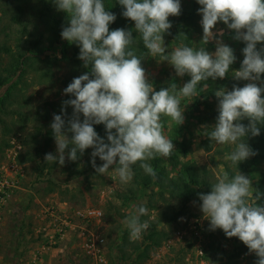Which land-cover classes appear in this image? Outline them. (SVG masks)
<instances>
[{"label": "clouds", "instance_id": "1", "mask_svg": "<svg viewBox=\"0 0 264 264\" xmlns=\"http://www.w3.org/2000/svg\"><path fill=\"white\" fill-rule=\"evenodd\" d=\"M117 2L123 9L122 16L134 22L150 56H161L177 76L187 74L190 80L182 87L171 83L156 91L142 59L131 47L135 41L132 32L123 28L110 31L116 16L106 10L104 0H53L57 11L67 18L62 39L79 47L78 59L89 71L64 89V95L73 98L62 102L61 114L53 115L50 128L56 153L45 154V162L64 165L66 158L75 162L77 153L82 156L85 150L93 149L91 165L97 174L112 168L120 183L127 184L134 177L133 166L139 162L145 174L155 179L156 171L148 161L157 156L169 157L175 151L164 133L162 117L183 124L182 98L196 96L198 85L200 92L207 90L209 78H225L236 61L234 50L217 38L223 36V30L219 34L213 31L218 22L235 33L233 39L246 45L240 68L232 76L247 83L243 87L234 85L230 91H215L218 116L214 126H202L204 134L218 145L233 146L224 157L232 165L257 155L245 137L259 136V126L264 125V47L257 49L258 44H264V0H196L202 17L201 42L206 46L215 41V52L207 51L205 46L184 44L168 52L163 37L172 27L169 17L181 14L180 0ZM68 107L73 109L70 117ZM245 119L247 125L241 123ZM94 125H104L106 140L97 134ZM97 157L103 162L100 166ZM260 198L252 180L239 171L231 176L227 172L219 175L210 192L199 194L200 211L209 221V230L219 229L228 238H238L249 254L257 257L254 264H264V205L258 203ZM147 213V207L140 204L125 219L131 240L140 239L149 227L147 221H141Z\"/></svg>", "mask_w": 264, "mask_h": 264}, {"label": "rangeland", "instance_id": "2", "mask_svg": "<svg viewBox=\"0 0 264 264\" xmlns=\"http://www.w3.org/2000/svg\"><path fill=\"white\" fill-rule=\"evenodd\" d=\"M180 2L181 14L170 16L169 19H178L185 15L193 18L195 26L198 27L197 33L193 35V41L197 47L205 46L201 42L203 29L200 24L202 17L198 14L200 5L196 0H180ZM16 4L22 7L20 17L26 26V32L21 29L22 26L11 20ZM38 8V0H22L19 3L12 1L9 4L0 0V45L8 47L11 53H16L19 48L29 58L22 65V70H16L15 75L9 78L5 86L6 97L3 106L0 105V162L11 135L21 134L23 139L21 155H24V152L29 149V146L24 145V141H28L36 126L43 124L46 129H51L50 124L55 113L47 103L56 102L62 105L61 100L67 97L64 95V89L77 77L71 75L72 68L75 66L71 60V45L63 39L58 45L48 42V33L39 17ZM221 30H223V36L217 35V38L231 47L236 56V61L230 66L225 76V78H233L232 72L239 70L244 58L242 49L246 45L242 41L233 39L235 33L223 22H218L213 31L219 34ZM40 34L43 36L41 37ZM163 39L168 52L177 47L166 35ZM38 40H41L39 47L42 53L36 56L31 42ZM205 47L209 49V52H215V41L209 42ZM261 47H264V44L257 45V49ZM10 62L9 54L1 51V76L6 75L2 70L9 67ZM143 68L156 91L169 87L171 83L182 87L190 80L187 74L183 77L177 76L174 68L163 61L159 55L153 58L149 54L143 62ZM261 79L264 80V75ZM245 83L247 82L244 81L243 86ZM210 85L213 86L211 82ZM199 87L198 85L196 96L181 100V107L185 109L183 124L178 125L166 116L162 117V121L164 133L172 140L175 148L173 152L177 154L180 164H190L200 173L204 170L212 185L219 175L227 172L231 176L230 173L234 175L237 170L230 161L224 159L225 154L229 153L233 146L218 145L204 134L205 130L202 126L215 125L216 119L212 115L217 111L218 100L217 98H201L202 92L199 91ZM0 91L4 93V88ZM71 110L73 111L72 108ZM81 120H83L82 116ZM7 129L9 133H6ZM44 139H41L39 149L43 148ZM3 140L6 141V146L2 149ZM205 145H210L211 149L207 151ZM184 146L188 147V151L183 157L181 148ZM45 151V154L56 153L54 138ZM67 151L69 149H66V153ZM92 151L93 149H87L82 156L77 153L79 158L75 162L66 158L64 165L52 161L45 162V154L31 161L19 162L24 168V178L4 212L5 221L0 228V264H34L31 261L30 252L34 248L42 247L40 238L35 235V229L39 214L48 208L66 217L70 227L65 242L40 251L39 258L42 261H38V264H133L135 255L122 260V252H119V248L124 245L123 252L130 253V243L140 244L149 230L148 227L138 240L129 238V230L124 221L140 204L148 209L147 215L141 217V221H147L148 225L156 221L160 213H171L179 208H183L186 212L175 222L159 224V229L168 234L161 243L177 230L197 222L203 227L202 241L206 252V264H213L214 256L208 248L210 241L219 243L217 249L219 257H226L239 251L240 264H254L257 257L255 254H249L248 248L238 238H228L219 229L209 230V221L203 218L200 211L202 202L199 197L183 205L179 199L171 196L169 185L173 186L172 181L177 178L178 168L172 167L165 161L157 162V166H154L153 159L148 161L153 169L161 174L162 184H158L152 178L153 183L145 189L137 183L141 182L140 179H134L135 174L132 181L127 184L120 183L112 168L104 174H97L91 165ZM163 159L165 160V157ZM102 163L97 157V166ZM135 170H138L137 172L141 175L145 174L139 167V162L133 166V171ZM246 176L251 179L250 174ZM49 189L54 190L48 192ZM92 209L100 210L102 213L98 223H90L78 215L79 212ZM82 229L91 232L97 238L96 240H102L98 242L103 255L102 263L94 261L82 247L83 241L77 240L76 235ZM159 246L150 250L141 264H160L156 258V250ZM191 250V243L177 244L163 256L162 260H179Z\"/></svg>", "mask_w": 264, "mask_h": 264}, {"label": "trees", "instance_id": "3", "mask_svg": "<svg viewBox=\"0 0 264 264\" xmlns=\"http://www.w3.org/2000/svg\"><path fill=\"white\" fill-rule=\"evenodd\" d=\"M5 4H9V2L16 1L21 2L22 0H4ZM106 10L112 12L116 16V20L109 26L110 31L115 30L117 28H123L127 31L132 32V37L134 44L131 46L138 57L142 59V67L144 60L148 57V50L144 48L142 39L138 36V33L135 31V24L133 21L126 19L122 16V7L118 4L117 0H104ZM39 8L38 13L41 18L45 31L48 33L47 39L48 42L59 44L62 40L61 31L62 28L67 26V18L66 14L60 11H57L53 0H38ZM22 13V7L19 4L14 6V12L11 15V20L18 25L22 26L21 29L23 31H27L26 26L23 23V20L20 17ZM172 24L171 29H169V33L165 34L175 46H180L181 44L198 48L194 41L193 35L197 33L198 27L195 26L193 18L188 15L184 17H179L178 19H169ZM42 37L43 35L40 34ZM42 40V39H41ZM31 42V45L34 47V51L36 52V56H39L42 53V49L39 47L40 41ZM72 48L71 60L73 65L71 75H76L77 77L85 74L89 69H86L83 66V62L78 59L79 56V47L75 43H69ZM206 50L209 51V49ZM4 51L9 54L11 59L9 67H5L4 73L5 76H1L0 74V89L4 88V93L0 91V105L3 106L4 98L6 97L5 92L7 88H5L7 81L10 77L15 75L16 70H22V65L29 59L26 57L25 52L17 49L16 53H11V50L8 47H3L0 45V52ZM238 68V66H236ZM210 82L213 86L210 85ZM209 87L207 90L203 91L201 94V98L207 99L212 98L216 99L215 91L220 88H225L227 90H232L233 86L242 87L244 81H237L234 78H217L213 81L211 78L206 82ZM6 89V90H5ZM73 97L67 96L63 98L61 101H65L71 99ZM50 108L54 111L55 114H61L62 105H58L56 102L47 103ZM67 115L70 117L72 114L71 107L66 109ZM215 119L218 116V111L212 115ZM241 123L247 125L248 120H243ZM260 135L256 137H252L250 134L245 137V142L252 148L253 151L257 153V155L248 158L245 161H242L235 166L236 170L244 173L245 175H251L252 187L256 189L260 194L261 198L258 201L259 204L264 205V125H260ZM95 131L101 138H105L106 140V132L104 125H94ZM6 133H9V129L6 130ZM70 135V134H69ZM45 138L43 141V148L39 149L41 145V139ZM53 140V134L51 129H46L45 125L39 124L34 128L33 133L29 136L28 141H24L25 146H29L24 152V155H20L19 162L23 161H31L36 157H39L41 154H45L46 148L49 146L51 141ZM2 149L6 146V141H2ZM182 145V144H181ZM205 149L209 151L211 149L210 145H205ZM183 157L186 156L188 151V147H182ZM167 162L171 164L172 167H176L179 169L176 180H173V186L169 185V189H171V196L179 199L181 203L184 205L187 202L199 197L201 193H208L211 191V184L206 177V173L204 170H201L202 173L199 172L194 166L184 163L180 164L179 159L176 153H172L169 157L158 156L157 159H153L154 166H157V162ZM138 170H135V178L140 179L141 182H137L143 188H149L153 183L151 176L144 174L141 175ZM156 171V170H155ZM156 178L158 184H162L161 174L156 171ZM233 175V173H230ZM54 189H49L48 192H53ZM255 195V194H254ZM186 212L183 208H179L176 211L171 213H160L157 217L156 221H152L149 223V230L147 234L142 239L141 243L138 244L136 242H132L131 244V252L125 253L124 245L119 248V252H122V260H125L129 256L135 255V259L133 264H141L142 259L147 258L150 250L158 247L163 239L167 237V233L163 230L159 229V224L163 222H175L178 217L185 215ZM212 237V236H210ZM219 243L210 241L208 244V248H210L211 254H213L214 258L212 260L213 264H240L239 257L240 252L235 251L234 253L226 256L219 257L218 249ZM137 252H139L137 254ZM254 258V257H251Z\"/></svg>", "mask_w": 264, "mask_h": 264}, {"label": "built area", "instance_id": "4", "mask_svg": "<svg viewBox=\"0 0 264 264\" xmlns=\"http://www.w3.org/2000/svg\"><path fill=\"white\" fill-rule=\"evenodd\" d=\"M23 152V139L20 133L11 135L8 138L7 146L3 152V159L0 162V228L4 223V212L11 201L15 191L20 188L24 178V168L19 163V157ZM78 215L87 219L90 223H98L102 216L100 210L92 209L85 212H79ZM70 223L66 217L59 215L52 209H45L38 218V224L35 229L36 237H39L42 243L41 249H38V257L41 256V250L57 246L65 242L68 237ZM203 227L197 222L191 223L187 228L179 229L166 240H164L156 250V258L160 264H206L205 247L202 241ZM77 240L83 241L82 247L87 251L94 261L103 262V255L99 248L102 240H96L91 232L82 229L76 235ZM97 242V243H96ZM181 243H191L192 250L187 252L179 260H162L163 256ZM40 259V258H39Z\"/></svg>", "mask_w": 264, "mask_h": 264}, {"label": "crops", "instance_id": "5", "mask_svg": "<svg viewBox=\"0 0 264 264\" xmlns=\"http://www.w3.org/2000/svg\"><path fill=\"white\" fill-rule=\"evenodd\" d=\"M7 209V208H6ZM40 215V214H39ZM4 216H5V213H4ZM4 221H5V217H4ZM4 225V223H3ZM38 249L37 248H34V250H32L30 252V255H31V261L34 263V264H38V261H42L41 259H39L38 257Z\"/></svg>", "mask_w": 264, "mask_h": 264}]
</instances>
